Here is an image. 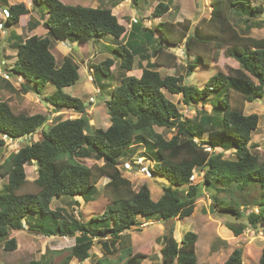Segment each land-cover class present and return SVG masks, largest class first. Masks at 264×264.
Wrapping results in <instances>:
<instances>
[{
	"label": "trees",
	"instance_id": "obj_1",
	"mask_svg": "<svg viewBox=\"0 0 264 264\" xmlns=\"http://www.w3.org/2000/svg\"><path fill=\"white\" fill-rule=\"evenodd\" d=\"M30 1L34 6L48 7L43 26L57 41L85 46L107 36L118 40L127 33L110 9L71 6L60 0ZM253 3L254 0H211L210 17L202 19L194 29L190 20L161 22L155 29H143L145 35L141 40L152 43L153 52L147 55L148 64L141 77L124 76L112 89L106 102L111 121L107 129L94 128L84 101L64 92L80 78V67L76 62L66 57L58 66L48 37L34 35L15 43L17 60L8 74L24 80L21 89L41 95L48 84H54L57 91L44 100L56 112L72 111L81 117L61 120L44 130L49 120L46 115L16 112L8 101H0L1 136L16 141L43 129L41 140L12 153L0 165L3 169L0 176L7 178L0 189V244H5L6 251L17 248L16 239L10 238L11 232L22 231L28 225L29 231L46 237L75 238L69 256L60 264H69L73 258L84 262L91 258L96 238L110 253L109 238H118L139 225V217L157 216L164 221L190 217L203 194V185L211 191L210 212L230 214L237 219L242 217L241 205L218 198V185L240 191L259 188L260 198L252 204L258 212L251 210L247 214V223L228 224L227 228L234 236H239L249 227L257 230L264 226V164L251 150L252 134L258 129L259 116L245 115L244 106L236 109L228 103L230 93L241 95L244 102L249 103L264 97V38L249 35V23L262 15L264 9ZM169 11V3L159 2L152 16L161 18ZM9 13L6 26L15 27L20 17L29 14L30 10L21 3L9 6ZM157 32L159 38L155 37ZM180 45L185 47L187 54L196 57L200 66L216 64L223 51L240 67L229 68L228 73L219 71L200 89L183 85L185 77L163 76L157 70L163 66L176 67L177 57L166 50ZM114 52L121 57L120 68L132 70L139 51L123 44ZM151 57L155 62H150ZM114 65L113 59H107L92 68L96 74L111 79ZM198 65L190 64L187 76H191ZM165 92L182 95L186 106L206 104L214 93H218L216 102L221 105L222 116L217 114L216 106L213 114H203L200 123L194 124L185 119ZM155 127L174 129L176 134L168 140L156 132ZM206 133V140L196 141ZM136 146H145L150 154V160L154 162L150 169L152 176H161L169 182L163 185V194L157 201L153 200L147 184L135 191L131 181L119 169L120 160L128 153L134 154ZM227 152L234 153L235 159L225 158ZM77 159H95L103 164L88 167ZM34 163L38 164V177L32 182V191L25 166ZM197 168L204 173L203 184L192 180ZM102 178L109 179L103 187L109 202L103 214L86 222L68 215L64 208L51 209L53 200L64 196L71 197L77 206L80 204L74 200L77 196L85 203L94 201L97 184ZM184 186L187 189H179ZM197 241L195 233L187 232L178 242L174 230L170 229L163 236L162 264H198ZM149 258L136 253L121 264H142ZM98 264L102 263L99 261ZM225 264H243V249L235 250ZM259 264H264V248Z\"/></svg>",
	"mask_w": 264,
	"mask_h": 264
},
{
	"label": "rangeland",
	"instance_id": "obj_2",
	"mask_svg": "<svg viewBox=\"0 0 264 264\" xmlns=\"http://www.w3.org/2000/svg\"><path fill=\"white\" fill-rule=\"evenodd\" d=\"M60 1L66 5L82 6L86 8H112L114 2H117L116 4L120 2V0ZM13 2L14 4L25 3L27 8L31 10L32 5L30 1L13 0ZM158 2L170 3L172 9L176 6V11L167 14L160 21L172 22L179 13V16L182 14L191 17L190 21L193 29L200 20L204 18L207 19L211 14V0H139L138 6L135 8L133 0L130 1L129 6L134 8V12L137 15L135 19L139 21L143 27L145 26L146 29H155L156 22L151 20H155L152 16V12L156 6L155 4ZM254 4H262L264 6V0H254ZM7 7L8 4L0 0V23L3 22L5 25L4 12L5 10H9V7ZM34 9L35 10L32 11L29 16L22 17L19 26L16 25L13 28L5 26L3 30H0V69L2 71H4V68L5 70L9 69L16 58V50L13 48L12 50L6 43L10 37L9 34L12 32L18 33L17 35H20L21 39L24 40L28 38L30 34L32 35L31 27L36 25V35L44 38L48 37L51 40L52 52L56 57L58 66L61 65L64 58L68 57L80 67L79 80L75 85L65 88L64 92L73 97L82 99L84 103L87 104V113L91 119L90 124L94 128L106 129L111 124V121L105 102L110 99L112 89L120 84L123 69L120 68L119 63L116 67H111V71L114 70L112 73L113 77L108 79L102 74H96V70L92 67L99 66L110 58H116L117 62H120L121 57L118 53L114 52V49L123 45L122 40L107 36L100 40H92L85 46H81L78 43L57 41L48 34L47 29L43 26L48 7L46 5H38L35 6ZM184 16H182L181 19H183ZM259 16L258 20L264 23V15ZM133 17L134 16L127 17L128 24L124 26L128 33L131 31L132 23H135ZM234 18L235 17L232 16V21ZM122 22H126V20L122 19ZM262 26V28L253 31L255 37H264V24ZM127 40H129V34L123 39L124 42ZM152 47V43L147 45V52L150 53V55L153 52ZM7 50H10L9 54H7ZM166 53L174 54L177 57L176 67H160L161 74L163 76L185 77L183 85L194 86L199 89L205 85L206 81L211 76L219 71L228 73L229 68L239 67V63L234 59L226 57L223 51L220 53L216 64H211L209 66L198 65L196 57L192 56V54H187L183 45L176 48L170 47L166 50ZM1 57L6 61L4 64ZM162 61L166 62L167 60L163 59ZM137 63L138 58L135 59L134 69L138 67L141 69V66L137 65ZM190 64H197L198 67L193 71L191 76H187L190 74V69L188 68ZM133 72L134 71H125V73L130 74L129 76L137 77ZM11 80L12 82H7L10 85L4 88V91L7 93L0 91V101H8L16 112H24L29 115H46L49 120L48 124L43 128L44 130H48L49 125L56 124L61 120L77 119L81 117V115L72 111L56 112V110L44 100L46 96H50L57 91L54 84H48L43 94L37 95L33 92H24L20 85V83H23L22 81L13 80V77H11ZM165 94L169 100L176 103L185 119H189L194 124H199L201 116L206 113L208 115L211 114L213 108L216 106L218 108L217 114L222 116L221 105L216 102L218 93H214L210 100H207L206 104H193L192 106H186L183 103L182 95H174L170 92H165ZM228 101L232 108L241 109L244 106L245 115L257 114L259 116L258 129L252 134L253 146L251 150L259 157L260 162L264 164V97L253 103H246L241 95L230 93ZM89 103H91V105ZM208 128H210V126ZM208 128L206 127L205 129L208 130ZM41 130L30 137L16 141L0 135V165L4 164L12 153L18 152L27 144L41 140ZM155 130L168 140L176 134L174 129L169 130L155 127ZM207 138L208 133L197 138L196 141L199 142ZM217 151L221 152L222 150L217 149ZM134 152V154L128 153L126 155L127 157L120 161H127L145 156L147 157V162H145L144 166L150 169L153 168L154 162L151 161L152 159L150 160V154L147 153L145 146H136ZM210 152H212V150ZM225 154V158L235 159L234 153L227 152ZM76 161L88 167L94 164H103V161H96L95 159H77ZM25 170L27 179L30 182V190L33 191L34 186L32 182L38 177L37 167L35 164H30L25 167ZM2 171L3 169L0 168V172ZM122 173L124 177L131 181L132 188L135 191L139 190L142 185L147 184L150 188L152 198L155 201L162 196L163 185L169 184L166 178L161 176H152L150 178L141 173L138 168H135L131 173L125 171H122ZM203 180L204 173L202 170L200 168L195 169L193 176L194 183L200 182L203 184ZM6 182L7 178H2L0 176V189ZM107 182L108 179L106 178H102L99 181L97 184L98 193L95 194V199L92 202L84 203L80 197H75L74 200L80 203L79 206H77L72 202L71 197L64 196L63 198L54 199L51 204V209L57 210L58 208H64L68 215L71 214L79 220L81 219L89 222L91 217L103 214L109 203L103 191V187ZM179 189L185 190L187 186ZM218 189L220 192H215L218 198L224 199L225 201H234L236 204L241 205L242 217L240 219L230 214H212L210 212L211 191L203 185V194L197 200L194 212L190 217L185 219H171L169 221H164L157 216L148 219L139 217V225L134 226L131 230L123 233L118 238H109L108 246L110 253L105 251L103 245L98 240L99 238H96L94 240V247L91 251L92 255L90 259L83 262L73 258L69 261V264H98L99 261L102 264H121L129 256L136 253L150 256V258L145 259L142 264H162L161 250L163 247V236L169 233L170 229L174 230V237L178 242H181L183 236L187 232H193L198 236V241L196 243L198 264H225L232 253L237 249H243V264H259L264 248V226L257 230L249 227L239 236H234L233 232L227 228L228 224L237 225L247 223V214L251 210L258 212V208L252 206V204L257 202L260 198L259 188L255 187L247 189L246 191H240L237 188L234 189V187L224 189L223 186L218 185ZM10 238L16 239L17 248L14 251H6L5 244L1 243L0 264H60L65 257L69 256L71 247L75 245V238L60 237L58 235L46 237L42 234L29 231L28 225H26L25 229L22 231H12Z\"/></svg>",
	"mask_w": 264,
	"mask_h": 264
},
{
	"label": "crops",
	"instance_id": "obj_3",
	"mask_svg": "<svg viewBox=\"0 0 264 264\" xmlns=\"http://www.w3.org/2000/svg\"><path fill=\"white\" fill-rule=\"evenodd\" d=\"M4 2H6L7 4H8V7L9 6H11V5H15L14 4V2H13V0H3ZM26 1H30V0H26ZM130 1H132V0H120V2L118 3V4H116L117 2H114L113 4H112V8H101V9H110L111 11H112V13H113V15H115L116 17H117V19H118V21H119V23L121 24V25H123V26H127V21H128V18L127 17H130V16H134L133 17V19L135 20V23H132V25H131V31L128 33V31H127V33H126V35L127 34H129V40H127V41H123V39L125 38V36L124 37H121L120 39L122 40V43L123 44H126L127 46H134V48L135 49H137L138 51H139V53L137 54V56L135 57V59H137L138 58V63H137V65H139V66H141V69H139V67L137 68V69H134V67H135V60H134V64H133V67H132V70H130V72H132V71H134L133 73H135L136 74V76L139 78V77H141V75H142V72H143V68H145L146 66H147V64H148V60H146L147 59V55H150V53H148L147 52V45H149V43H146V41H142L141 39L142 38H144V35H145V33H144V31H143V29H146L145 28V26L143 27L142 26V24L141 23H139V21H137L136 19H135V16H137L136 14H135V12H134V8L135 7H137L138 6V1L139 0H137V2H135L134 0H133V5H134V8L133 7H130L129 6V2ZM30 3H31V5H32V7H31V10H30V13L32 12V11H34L35 9H34V5L32 4V2L30 1ZM159 3V2H158ZM158 3H156L155 5H157ZM21 4V3H20ZM253 5H255L254 3H253ZM169 6H170V11L167 13V14H171L172 12H174V11H176V6H175V8H173L172 9V7H171V4L169 3ZM255 6H260V7H262L263 9H264V6L262 5V4H257V5H255ZM7 7V8H8ZM6 8V9H7ZM179 9H180V4H179ZM178 9V10H179ZM212 10V9H211ZM180 11V10H179ZM30 13L29 14H27V15H23V16H29L30 15ZM127 14V15H126ZM167 14H165L164 16H166ZM211 15V14H210ZM262 15H264V12H263V14ZM23 16H21L20 17V21H19V23L17 24V26H19L20 24H21V19H22V17ZM46 16H47V14H46ZM163 16V17H164ZM182 16H184V15H180L179 16V13L177 14V17H175V19L172 21L173 23H181V22H183L184 20H191V17H187V16H184V18L183 19H181V17ZM31 17V16H30ZM125 19L126 20V22H122V19ZM163 17H161V18H156V17H154V19L155 20H151V21H154V22H156L155 23V28H156V26L159 24V23H161V22H163V21H160ZM210 17V16H209ZM208 17V18H209ZM259 17L260 16H257L256 18H254V19H252V21L249 23V26H250V32H249V35L251 36V37H254V38H264V37H255L254 35H253V31H255V29H260V28H262L263 26V24L264 23H262L261 21H259L258 19H259ZM178 18H180V19H178ZM132 19V20H133ZM45 21V20H44ZM201 21V20H200ZM199 21V22H200ZM44 23V22H43ZM135 24V29H132V26ZM193 25H194V23H193ZM198 25V23L195 25V27ZM240 25H242L241 23H240ZM39 27V26H38ZM194 27V28H195ZM37 28V27H36ZM36 28H34V26H32L31 27V33H32V35L30 34L29 35V37H31V36H34V35H36V33H37V30H36ZM126 28V27H125ZM147 29H150V28H147ZM127 30V29H126ZM18 34V33H17ZM16 33H14V32H12V33H10L9 35H10V37H9V39L7 40V44L9 45V47L12 49H15L16 50V48H15V43L16 42H20V41H25L26 39H24V40H22L21 39V36L20 35H17ZM17 36H19L20 37V39L19 38H17ZM38 36V35H37ZM28 37V38H29ZM39 37H41V36H39ZM155 37L156 38H159L160 37V35H159V33H156V35H155ZM15 38H16V41H15ZM44 38V37H43ZM119 39V40H120ZM145 40V39H144ZM133 48V47H132ZM185 48V47H184ZM12 49V50H13ZM186 50V49H185ZM10 53V50H7V54H9ZM53 53V52H52ZM15 54H16V58H17V51L15 52ZM14 59V63L16 62V60L17 59ZM1 59H3V63L4 62H6V61H4V58H2L1 57ZM110 59H113L114 61H115V67L118 65V63H119V66H120V62H117V60H116V58H110ZM231 59H233V58H231ZM235 60V59H234ZM150 62L152 63V62H154V58H152L151 57V59H150ZM14 63H13V65H14ZM12 65V66H13ZM6 66V65H5ZM12 66H10L9 67V69H7V71L5 70V68H4V71L3 72H6V73H8V70H10L11 68H12ZM240 67V66H239ZM238 67V68H239ZM234 69H237V68H234ZM113 70V69H112ZM160 73H161V71H160V67L157 69ZM114 71V70H113ZM123 71V74L121 75V79L124 77V76H129L130 74H127V73H125V71L126 70H122ZM10 75V74H9ZM11 77H13V80H20V82L22 81L23 83H24V81H23V79L22 78H20V77H16V76H11ZM121 79H120V82H121ZM11 82H12V80H10ZM8 81H6L5 79H3L2 77H0V91H2V92H6V91H4L5 89L4 88H6L7 86H9L10 84L9 83H7ZM10 82V83H11ZM20 85H22V83H20ZM13 86V85H12ZM204 86V85H203ZM13 87H15V86H13ZM7 93V92H6ZM108 101V100H107ZM106 101V102H107ZM105 102V103H106ZM246 103H249V102H246ZM245 110V109H244ZM110 126V125H109ZM108 128V127H107ZM106 128V129H107ZM253 144V137H252V141H251V146H253L252 145ZM35 164V163H34ZM36 165V164H35ZM27 166V165H26ZM25 166V167H26ZM37 167V166H36ZM106 179H108V178H106ZM108 181H109V179H108ZM108 183V182H107ZM77 197H80V196H77ZM76 197V198H77ZM82 200H83V198L82 197H80ZM83 202L85 203V201L83 200ZM231 231V230H230ZM232 232V231H231Z\"/></svg>",
	"mask_w": 264,
	"mask_h": 264
},
{
	"label": "built area",
	"instance_id": "obj_4",
	"mask_svg": "<svg viewBox=\"0 0 264 264\" xmlns=\"http://www.w3.org/2000/svg\"><path fill=\"white\" fill-rule=\"evenodd\" d=\"M9 15H10L9 10H5V12H4L5 21L9 18ZM5 26L6 25L3 22H1L0 23V30H3ZM9 28H13V27H9ZM0 77H2L3 79H5L7 81L11 80V76L8 73L3 72L1 69H0ZM207 151H211V149H207ZM145 162H147L146 157H137V158H133L132 160L121 161L120 165H119V169L121 171L131 173L132 171H134L135 168H138L141 173H143L144 175H147L148 177L151 178L152 174L150 172V168L144 166ZM192 180H193V178H192Z\"/></svg>",
	"mask_w": 264,
	"mask_h": 264
},
{
	"label": "water",
	"instance_id": "obj_5",
	"mask_svg": "<svg viewBox=\"0 0 264 264\" xmlns=\"http://www.w3.org/2000/svg\"><path fill=\"white\" fill-rule=\"evenodd\" d=\"M84 105H85V106H87V104H86V103H85ZM36 166H37V168H38V164H36Z\"/></svg>",
	"mask_w": 264,
	"mask_h": 264
}]
</instances>
